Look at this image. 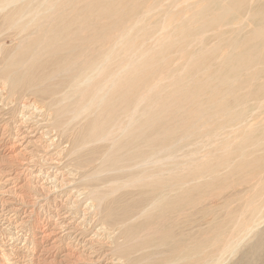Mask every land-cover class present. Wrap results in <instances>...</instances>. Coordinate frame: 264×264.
Here are the masks:
<instances>
[{
  "label": "bare ground",
  "instance_id": "1",
  "mask_svg": "<svg viewBox=\"0 0 264 264\" xmlns=\"http://www.w3.org/2000/svg\"><path fill=\"white\" fill-rule=\"evenodd\" d=\"M1 35L124 264H264V0H0Z\"/></svg>",
  "mask_w": 264,
  "mask_h": 264
},
{
  "label": "rangeland",
  "instance_id": "2",
  "mask_svg": "<svg viewBox=\"0 0 264 264\" xmlns=\"http://www.w3.org/2000/svg\"><path fill=\"white\" fill-rule=\"evenodd\" d=\"M2 37L4 39L1 42L5 46L13 44V40L1 35L0 38ZM1 95L6 99H3ZM8 95L7 90L1 84L0 264H124L123 258H119L111 252L112 240L117 235L116 231L105 230L94 204L88 197L84 199V196H87V190H84L81 180H79L80 173L75 167L73 168L74 162L71 161L69 152L67 153L70 144L50 126L51 120L46 116L48 115L47 109L43 106L39 107L37 101L35 102L30 95L23 96L20 98L22 100H16L19 105ZM8 98H10V102ZM35 105L38 111L34 110L36 109ZM12 107H14L13 111ZM26 110L27 112H25ZM25 113H30L31 117ZM44 122L49 123L45 124ZM62 138L65 139L63 141L65 143L61 141ZM63 150L66 153L62 152ZM66 157L68 158L66 159ZM66 162L72 164L73 169ZM73 172L76 173L73 174ZM65 173H69L70 179ZM71 177L73 181H71ZM68 181L75 184L69 185ZM30 184L31 188L28 189L31 190H28L27 187H30ZM26 195L28 196L26 197ZM22 197L24 198L22 199ZM86 200L88 201L86 202ZM9 203L13 207H10ZM212 203L214 206L219 204L215 199ZM235 205V203H231L232 207ZM220 214L222 215V213ZM97 217L98 221H96ZM99 243H102V247ZM69 253H72L71 256L68 255Z\"/></svg>",
  "mask_w": 264,
  "mask_h": 264
}]
</instances>
